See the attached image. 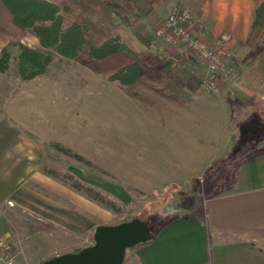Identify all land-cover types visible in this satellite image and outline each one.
Wrapping results in <instances>:
<instances>
[{
  "label": "rangeland",
  "instance_id": "374dc122",
  "mask_svg": "<svg viewBox=\"0 0 264 264\" xmlns=\"http://www.w3.org/2000/svg\"><path fill=\"white\" fill-rule=\"evenodd\" d=\"M68 6L66 24L77 21L88 26L87 48L75 59L61 57L50 49L53 59L47 70L34 79L23 80L19 73L20 46L40 49L41 45H36V36L31 32L20 31L18 38L6 45L11 59L9 68L0 72V120L15 121L40 145L43 159L39 171L41 176H45L41 180L47 181V184L52 181L49 187L41 182V191L52 198L60 197L55 186L59 190L61 185L64 192L62 210L67 217L75 218L68 210H79L83 221V216L88 215L86 210H95L96 227L118 224L136 217L149 223L152 236L164 221L187 215L175 210H192V207L201 210L203 195L208 194L209 183L216 182V174H223V182L230 180L243 158L255 152L249 141L260 142L259 139H264V109L259 104L253 108V103L248 104L250 100L246 84L245 89L237 86L243 74L240 66L246 69L244 63L248 64L249 57L254 54L246 50L235 54L228 44L233 53L229 68L233 67L234 74L225 79L220 92L214 93L202 84V63L188 58L187 52L161 41L156 43L157 48H147L137 41L135 35L129 32L136 31L146 36L147 31L142 29L145 27L143 23L134 20L133 13L121 9L119 16L126 22L117 23V17L116 24L100 18L99 15L104 16L103 12L92 10L91 14L87 6ZM103 9L110 14L108 8ZM134 9L138 12V7ZM94 13L98 20L103 21H96ZM117 26H127L126 32L132 39H124L117 32ZM97 28L102 32L99 33ZM100 34L105 35L106 39L119 36L118 41L125 44V49L112 57L89 55L91 46L106 40H101ZM208 37L218 39L212 35ZM256 41L260 42L258 39ZM261 41L264 44V39ZM259 47L262 45L256 46V51ZM172 52L181 54L182 62H174V66L168 69ZM128 62H135L140 67L136 85L126 86L111 80L110 77L122 68L121 65ZM192 81L199 85L197 87L201 91L226 97L230 101L224 112L223 126H227L224 140L230 142L234 137L243 135L242 138L248 139L249 143L246 148L234 151L230 156L217 153L216 157L224 158L209 166L206 173L205 167L198 168L193 174L195 176L189 180L170 182L168 173L171 168L167 165V158L171 155L169 147H173V143L164 133L170 126L164 117L168 110L167 100L168 96L173 100L177 91L183 89V82H186L184 89H189L188 84H194ZM192 89L195 91V86ZM153 94L165 97L160 103L159 117L156 108H153ZM252 109L261 115L257 120L250 112ZM243 120L244 124L241 122ZM245 124L247 126L244 128ZM235 128L237 136H233ZM216 157L210 156L208 163ZM38 218L43 217L35 214L24 222L32 228L29 243L35 244V238H41L39 233L46 232L47 240L38 251L44 254L47 250L48 253L42 255L40 261L35 262L36 258H31L32 262L23 261L20 264H41L50 257L75 252L94 242V233L90 230L81 232L78 237H66L61 246L58 244L61 236L56 238L58 231L53 228L56 224L45 225L43 221H36ZM84 227L80 224L81 229Z\"/></svg>",
  "mask_w": 264,
  "mask_h": 264
},
{
  "label": "crops",
  "instance_id": "0c3cea01",
  "mask_svg": "<svg viewBox=\"0 0 264 264\" xmlns=\"http://www.w3.org/2000/svg\"><path fill=\"white\" fill-rule=\"evenodd\" d=\"M54 1L75 8L87 6L91 14L92 10L103 12L104 16L99 17L108 23L115 22L117 17V23L126 22L119 14L121 9L127 10L134 14L137 23L145 25L142 29L147 31L146 36L152 35L154 27L159 26L171 12L182 8L190 10L194 16L192 27L195 33L227 39L226 43L235 54L244 53L246 50L249 54L257 55L250 63H244L246 69L240 66L243 74L237 86L245 89L246 84L250 100L248 104L253 103L252 108L259 104L264 109V44L261 41L264 39V0ZM103 7L108 8L110 14H106ZM134 7H138V12ZM140 10L146 11V14L138 17ZM93 17L97 18L96 21L102 20H98L95 13ZM97 27L101 29L100 26ZM124 27L117 26V32L124 39L131 40L132 37L126 32L127 26ZM100 29L97 28L99 33L102 32ZM20 31L24 29L15 24L10 10L0 0V52L10 40L18 38ZM129 33L134 34L135 39L142 44L140 36L144 34H137L136 31ZM99 36L103 41L106 39L103 34ZM35 39L36 45H40L39 39ZM260 45L262 47L256 51L255 47ZM176 54L179 53L172 52L170 56ZM112 56L114 54L107 57ZM187 57L197 60L190 53H187ZM128 64L130 62L122 64L121 67ZM172 66L167 65L168 69ZM137 82L138 79L126 86L136 85ZM192 82L195 91L190 84L188 90L184 89L186 82H183V89L177 91L173 100L170 96L167 100L168 110L164 117L168 119L170 126L164 133L169 135V141L173 143V147H169L171 155L167 158V165L171 168L168 173L169 181L189 180L195 176L193 174H196L198 168L205 167L206 173V169L213 166L218 159L243 150L249 142L255 152L243 158L230 180L223 182V174H216V182L209 183V192L203 195L201 210H195L196 207H192V210H175L183 211L187 215L161 223L149 241L126 251L122 264H264V139H259L260 142L251 139L248 142L242 135L239 138L234 137L230 142L225 141L223 135L227 132V126L224 128L223 119L230 101L226 97L201 91L197 87L199 85ZM151 97L155 102L153 108L157 110L154 111L159 117L160 103L165 97L156 94ZM250 112L255 120L261 116L254 109ZM241 122L244 124V120ZM18 125L15 121L0 120V238L10 239L16 245L19 253L16 264L23 261L28 263L31 258H36L35 262L40 261V257L48 253L47 250L44 254L38 251L47 240L46 232L39 231L41 238H35V244L29 243L32 228L24 222L32 219L35 214L43 217L36 220L40 223L56 224L53 228L58 231L56 238L61 236L58 242L61 246L64 245L66 237H78L81 232L90 230L94 233L96 229L95 210H86L88 215L83 216V221L80 219L79 210H68L75 218L65 215L62 210L64 192L61 185L59 190L55 186L60 197L52 198L41 191V182L47 187L52 182L50 180V184H47V181L41 180L45 177L39 171L43 159L41 147ZM246 126L247 124L244 128ZM236 133L235 128L233 136H237ZM217 153L225 156L216 157ZM210 156L216 158L208 163ZM181 167L185 169H179ZM189 167L195 169L189 170ZM80 224L85 227L81 229Z\"/></svg>",
  "mask_w": 264,
  "mask_h": 264
},
{
  "label": "trees",
  "instance_id": "16d2710c",
  "mask_svg": "<svg viewBox=\"0 0 264 264\" xmlns=\"http://www.w3.org/2000/svg\"><path fill=\"white\" fill-rule=\"evenodd\" d=\"M10 10L15 24L36 36L40 41V49L20 46L19 73L23 80H31L42 75L53 59L49 50H54L61 57L75 59L87 48L88 26L74 21L66 24L65 13L69 10L66 4L57 3L54 0H2ZM146 11L140 10V15ZM117 38H108L99 45L89 48V55L105 58L111 54L125 49L124 43H119ZM144 46L151 48L154 36H140ZM43 49L45 51H43ZM257 55L249 57L253 61ZM11 53L8 47H4L0 53V72L9 68ZM174 62H182V55L171 56L169 66ZM140 75V67L137 63H130L117 70L111 80L119 81L121 84H132ZM78 248L76 251H79Z\"/></svg>",
  "mask_w": 264,
  "mask_h": 264
},
{
  "label": "built area",
  "instance_id": "2783aa9c",
  "mask_svg": "<svg viewBox=\"0 0 264 264\" xmlns=\"http://www.w3.org/2000/svg\"><path fill=\"white\" fill-rule=\"evenodd\" d=\"M193 14L188 9H178L168 14L159 26H155L152 35L157 48L159 41L190 53L203 65L202 84L210 91L218 93L225 79L234 74L229 68L233 53L224 38L211 39L194 32ZM18 250L13 241L0 238V264H16Z\"/></svg>",
  "mask_w": 264,
  "mask_h": 264
},
{
  "label": "water",
  "instance_id": "95a60500",
  "mask_svg": "<svg viewBox=\"0 0 264 264\" xmlns=\"http://www.w3.org/2000/svg\"><path fill=\"white\" fill-rule=\"evenodd\" d=\"M151 233L149 223L136 217L118 224H101L91 245L50 257L41 264H122L126 251L149 241Z\"/></svg>",
  "mask_w": 264,
  "mask_h": 264
}]
</instances>
